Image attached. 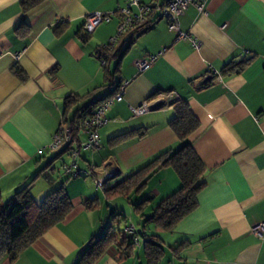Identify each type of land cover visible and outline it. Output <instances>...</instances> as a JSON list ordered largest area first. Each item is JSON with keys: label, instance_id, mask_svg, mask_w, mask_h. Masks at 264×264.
Segmentation results:
<instances>
[{"label": "crops", "instance_id": "0c3cea01", "mask_svg": "<svg viewBox=\"0 0 264 264\" xmlns=\"http://www.w3.org/2000/svg\"><path fill=\"white\" fill-rule=\"evenodd\" d=\"M124 1L47 0L25 15L27 31L26 26L16 30L22 19L19 0H0L2 200L28 187L40 202L65 183L72 202L63 221L17 258L0 264H77L79 253L93 238L113 232L103 223L108 219L103 203H113L117 211L118 198H107L105 189L158 154L179 147L168 126L174 103L140 117H132L129 107L168 93L186 102L199 121V129L190 136L206 168L197 207L170 231L146 223L159 203L180 186L171 168L157 170L142 192L128 196L132 210L150 199L139 215L134 210L137 226L133 216L131 224H125L142 231L139 245L131 256L110 247L95 264H147L143 245L150 237L163 248L158 264H264V233L260 238L251 233L264 222V0H210L205 15L189 7L180 18V28L199 42L198 49L177 40L167 22L159 20L123 35L111 51L119 55H111L102 65L99 50L115 35L119 19L100 25L83 41L84 18L94 11H116ZM152 55L157 59L139 73L135 63ZM244 59L250 61L242 72L221 73L228 61ZM15 66L24 72V80L14 73ZM105 68L114 74L112 84H105ZM119 82H127L124 97L107 111L109 122L99 131V149L89 151L83 160L80 154L78 160L81 170L96 177L114 173L104 183L102 199L78 185V178L94 185L91 176L55 178V164L65 155L69 158L68 150L48 152L47 147L63 119L67 97H83L73 108L80 111L114 91ZM131 130L145 131V136L109 144ZM67 162L61 161V174Z\"/></svg>", "mask_w": 264, "mask_h": 264}, {"label": "trees", "instance_id": "16d2710c", "mask_svg": "<svg viewBox=\"0 0 264 264\" xmlns=\"http://www.w3.org/2000/svg\"><path fill=\"white\" fill-rule=\"evenodd\" d=\"M45 1L47 0H19L22 19L16 30L26 26L28 31L29 27L25 22V15ZM88 37L87 34L81 36L83 41ZM111 55L115 57L119 55V51L111 52L105 47L99 50V58L105 61V65L108 64ZM249 61L245 59L228 61L224 64L221 73L226 76L240 73ZM14 73L18 78L25 79L24 72L17 66L14 68ZM104 75L105 84L114 82V74L109 73L106 68ZM120 86L121 82L117 84L114 91L111 93L106 92L103 98L93 100L76 112L73 111V108L83 97L77 95L67 97L63 118L74 117L76 119L79 114L89 115L99 104L116 93ZM172 106L174 116L169 121L168 126L176 136L179 147L158 154L131 175L105 189V195L109 199L128 197L132 193L142 192L147 180L154 172L163 167L171 168L179 178V188L163 199L152 214L144 220L146 223H153L164 231L172 230L181 220L195 210L198 193L205 186L204 174L206 172L205 165L190 141V136L199 129V121L186 102L178 101ZM132 136L142 138L145 136V131L131 130L122 133L110 139L109 144L116 145ZM49 181H51L50 178ZM149 200L148 198L144 199L134 207V210L137 213L143 212ZM71 210L72 202L66 193L65 183L50 191L40 202L34 200L28 187L18 190L8 202H3L0 192V262L6 258L9 260L17 258L25 248L39 239L50 228L63 221ZM116 216L120 215L115 210L110 218L112 222H114ZM121 221L126 222L125 217H122ZM113 246L121 250L125 256H131L135 247L133 242L122 236L121 233L115 234L108 231L99 237L93 238L81 250L77 264H95ZM143 247L147 264H158L163 255L160 241L156 237H150L144 241Z\"/></svg>", "mask_w": 264, "mask_h": 264}, {"label": "built area", "instance_id": "2783aa9c", "mask_svg": "<svg viewBox=\"0 0 264 264\" xmlns=\"http://www.w3.org/2000/svg\"><path fill=\"white\" fill-rule=\"evenodd\" d=\"M210 0H154L151 3H144L142 0H125L124 5L113 12L94 11L88 13L82 25L84 34L91 35L100 25L110 23L118 18L116 33L111 37L105 48L109 51L115 49L119 39L130 31L151 25L159 20H165L168 28L176 33L177 40L189 41L193 48H199V42L189 33L183 32L180 28V18L189 7H194L201 15L207 13V5ZM158 55H152L147 59L137 61V71L143 72L150 68ZM102 65L105 61L100 59ZM213 72L218 73L213 69ZM127 82H122L118 91L110 98L99 104L89 115L79 114L75 119H62L57 131L53 134L51 142L47 147L48 152H59L68 150L69 161L62 165L63 174L68 177L91 176L94 185L103 189L107 178L114 173L109 172L103 177H96L93 172L83 171L78 166V160L82 150L93 152L100 147L99 131L109 122L107 111L114 102H120L124 97V87ZM176 93L162 95L159 99L144 101L137 106H130L132 117H140L158 109H165L171 104L178 102ZM251 233L260 238L264 233V222L259 223L251 229ZM124 237L130 239L134 246L139 245L137 229L132 225H126Z\"/></svg>", "mask_w": 264, "mask_h": 264}, {"label": "rangeland", "instance_id": "374dc122", "mask_svg": "<svg viewBox=\"0 0 264 264\" xmlns=\"http://www.w3.org/2000/svg\"><path fill=\"white\" fill-rule=\"evenodd\" d=\"M88 153H90L89 151H86V150H82L81 151V159L83 160L87 155ZM64 161H69V158H67V155L64 156V158L62 159ZM61 160V161H62ZM61 161H58L56 162L55 164V170H54V176L55 178L58 177V175H60L61 177H64V174H61L62 172L59 170L60 169V165H61ZM72 179V178H70ZM80 182H78V185L81 186V187H86L88 189H91L93 191H96L99 195V197H104V193H103V190L102 189H95L94 188V185L92 183L91 180L89 179H82V178H78ZM117 213L120 215V216H116L115 217V220L114 222L111 221V219H105L104 220V224L106 223V226H111V230L115 233V234H122L123 233V230L125 228V224H131V221H129V219L133 216V222H135L134 224L137 226V220H136V215H139V213H135L134 210H132V206L129 204V198L128 197H117ZM131 198V197H130ZM5 202H8L10 199L8 197H4L3 199ZM109 204H112L113 203H110V202H107V203H103V209L105 211V215H108V205ZM133 204H135L133 202ZM114 206V205H113ZM115 207V206H114ZM133 213V214H132ZM136 214V215H134ZM123 216H126V222H123L121 221V218ZM139 229V228H137Z\"/></svg>", "mask_w": 264, "mask_h": 264}, {"label": "water", "instance_id": "95a60500", "mask_svg": "<svg viewBox=\"0 0 264 264\" xmlns=\"http://www.w3.org/2000/svg\"><path fill=\"white\" fill-rule=\"evenodd\" d=\"M108 208H109V210H108L107 218L110 219L111 216L115 213V207L112 204H109ZM137 233H138L139 236H141V230L138 229Z\"/></svg>", "mask_w": 264, "mask_h": 264}]
</instances>
